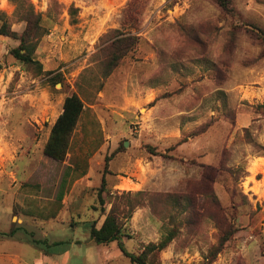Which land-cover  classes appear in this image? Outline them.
I'll use <instances>...</instances> for the list:
<instances>
[{"label":"rangeland","instance_id":"rangeland-1","mask_svg":"<svg viewBox=\"0 0 264 264\" xmlns=\"http://www.w3.org/2000/svg\"><path fill=\"white\" fill-rule=\"evenodd\" d=\"M224 1L30 0L40 71L12 55L1 27L26 21L0 0V264H63L64 242L32 241L61 235L71 264H132L90 238L113 208L128 252L170 238L153 264H264V0ZM123 36L137 42L104 77ZM72 93L84 110L50 157Z\"/></svg>","mask_w":264,"mask_h":264},{"label":"trees","instance_id":"trees-1","mask_svg":"<svg viewBox=\"0 0 264 264\" xmlns=\"http://www.w3.org/2000/svg\"><path fill=\"white\" fill-rule=\"evenodd\" d=\"M14 1L17 3L18 12L20 13L22 20L26 21V28L22 34H18V32L12 31L8 28V24H3L1 27V33L13 36L20 40L19 46L12 50V55L16 59L25 64L36 65L37 68L42 71V63L34 57V52L39 39L47 33V28L42 24V15L39 12H35L34 6L30 0ZM221 4L223 7H227L226 1L221 0ZM76 12L77 8L72 7L70 11L71 16L75 17ZM136 42L137 40L135 37L123 36L114 39L104 48L106 51L105 57L102 61V66H104V77L109 76L114 71V69L120 64L121 60L134 47ZM83 110L84 102L77 93H72L66 96L63 110L54 122L50 136L45 145L44 151L48 156L58 159L62 157V152L67 146L66 142L69 138V132L77 125ZM122 228L123 227L113 208L106 214L100 227H97L96 223L90 225V238L100 244L110 243L116 240L119 241V248L123 254L130 259L132 264H153L151 256L155 251H160L166 248L170 243V238H165L158 243L151 242L144 247V250L141 253L133 254L128 252L124 244L121 242V237L124 236ZM15 232L16 230L12 229L9 233L2 232L1 234L14 236ZM227 240L228 237H225L221 243L223 244V242ZM32 241L36 244H47L49 249L61 243L48 244L45 240L41 239H33Z\"/></svg>","mask_w":264,"mask_h":264},{"label":"crops","instance_id":"crops-1","mask_svg":"<svg viewBox=\"0 0 264 264\" xmlns=\"http://www.w3.org/2000/svg\"><path fill=\"white\" fill-rule=\"evenodd\" d=\"M55 241L65 243L63 244L64 248L60 250L61 252L57 253V254L62 253L63 255L61 262L63 264H71V256H72L71 254H72V251L75 249V243H76L75 238L73 236L69 237V235L67 237L61 235L60 237H57ZM57 260H60V259H57Z\"/></svg>","mask_w":264,"mask_h":264},{"label":"water","instance_id":"water-1","mask_svg":"<svg viewBox=\"0 0 264 264\" xmlns=\"http://www.w3.org/2000/svg\"><path fill=\"white\" fill-rule=\"evenodd\" d=\"M127 144V143H126Z\"/></svg>","mask_w":264,"mask_h":264}]
</instances>
